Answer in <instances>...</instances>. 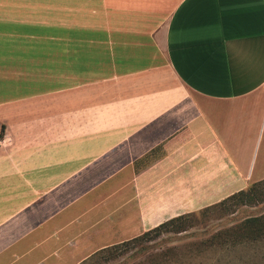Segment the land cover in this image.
I'll use <instances>...</instances> for the list:
<instances>
[{
  "label": "crops",
  "instance_id": "crops-1",
  "mask_svg": "<svg viewBox=\"0 0 264 264\" xmlns=\"http://www.w3.org/2000/svg\"><path fill=\"white\" fill-rule=\"evenodd\" d=\"M0 54V264H82L264 181V0H0Z\"/></svg>",
  "mask_w": 264,
  "mask_h": 264
},
{
  "label": "rangeland",
  "instance_id": "rangeland-1",
  "mask_svg": "<svg viewBox=\"0 0 264 264\" xmlns=\"http://www.w3.org/2000/svg\"><path fill=\"white\" fill-rule=\"evenodd\" d=\"M18 8L16 11L24 10ZM1 13L4 19L13 16ZM26 19L37 21L34 16ZM206 209L190 213L194 216L186 231L163 232L142 244L107 252L89 264H264L263 221L258 232L250 229L248 233H226L249 219L264 216V186L249 197ZM111 253L116 256L113 258Z\"/></svg>",
  "mask_w": 264,
  "mask_h": 264
},
{
  "label": "trees",
  "instance_id": "trees-1",
  "mask_svg": "<svg viewBox=\"0 0 264 264\" xmlns=\"http://www.w3.org/2000/svg\"><path fill=\"white\" fill-rule=\"evenodd\" d=\"M3 132H4V134L2 135V137H5L4 128H3ZM260 186H264V181L256 183L252 187H250L247 191H242L239 194H236V195L226 199L222 203L215 205V206H212L210 208L223 207L227 204L228 201L238 200V199H243L245 197H249V195L254 193L255 190L257 188H259ZM210 208H207L206 211L209 210ZM193 216H194V214L182 215V216L176 217V218L160 225L159 227H157L153 230L145 232L142 236H139V237H137L133 240H130L128 242H125L123 244L104 249V250L100 251L99 253H97L96 255H94L93 258L83 262L82 264H89L90 262L93 263V261H97V259L100 256L105 255L107 252H112V250H120V249H123L124 247H128L130 245H134L137 243L142 244L143 242H145L148 239L152 240L153 238L160 236L163 232H183V231H186L187 228L189 227L190 219ZM262 221L264 223V216H262L260 218H252V219L245 221L242 225H240L236 228H233L231 230H227L226 233H229V232L248 233V232H250V229H254V232H258L259 226H261ZM263 228H264V225H263ZM111 254L113 255V258L116 256L115 253H111ZM112 255H110V256H112Z\"/></svg>",
  "mask_w": 264,
  "mask_h": 264
},
{
  "label": "built area",
  "instance_id": "built-area-1",
  "mask_svg": "<svg viewBox=\"0 0 264 264\" xmlns=\"http://www.w3.org/2000/svg\"><path fill=\"white\" fill-rule=\"evenodd\" d=\"M3 134H4V132H3V128H2V126L0 125V144H2L3 139H4V137H2Z\"/></svg>",
  "mask_w": 264,
  "mask_h": 264
}]
</instances>
